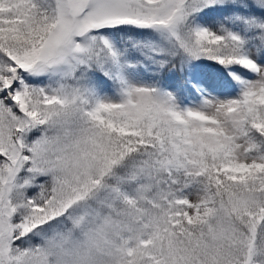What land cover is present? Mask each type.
Segmentation results:
<instances>
[{"label":"snow or ice","instance_id":"6c2138e0","mask_svg":"<svg viewBox=\"0 0 264 264\" xmlns=\"http://www.w3.org/2000/svg\"><path fill=\"white\" fill-rule=\"evenodd\" d=\"M0 264H264V0H0Z\"/></svg>","mask_w":264,"mask_h":264}]
</instances>
